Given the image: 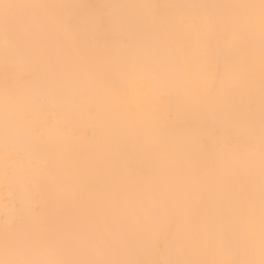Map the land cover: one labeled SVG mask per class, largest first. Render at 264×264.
Here are the masks:
<instances>
[{
    "label": "snow or ice",
    "instance_id": "snow-or-ice-1",
    "mask_svg": "<svg viewBox=\"0 0 264 264\" xmlns=\"http://www.w3.org/2000/svg\"><path fill=\"white\" fill-rule=\"evenodd\" d=\"M0 264H264V0H0Z\"/></svg>",
    "mask_w": 264,
    "mask_h": 264
}]
</instances>
